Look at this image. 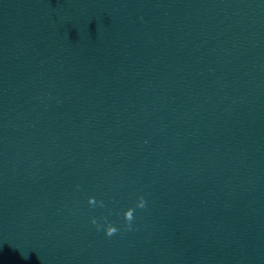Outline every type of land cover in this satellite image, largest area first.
Returning <instances> with one entry per match:
<instances>
[{"label": "water", "instance_id": "95a60500", "mask_svg": "<svg viewBox=\"0 0 264 264\" xmlns=\"http://www.w3.org/2000/svg\"><path fill=\"white\" fill-rule=\"evenodd\" d=\"M24 264H264V0L140 1Z\"/></svg>", "mask_w": 264, "mask_h": 264}, {"label": "clouds", "instance_id": "9594fccd", "mask_svg": "<svg viewBox=\"0 0 264 264\" xmlns=\"http://www.w3.org/2000/svg\"><path fill=\"white\" fill-rule=\"evenodd\" d=\"M112 230L110 229L109 232H111Z\"/></svg>", "mask_w": 264, "mask_h": 264}]
</instances>
